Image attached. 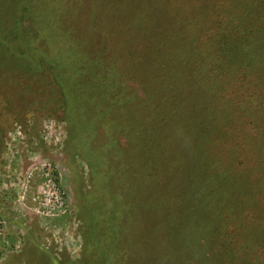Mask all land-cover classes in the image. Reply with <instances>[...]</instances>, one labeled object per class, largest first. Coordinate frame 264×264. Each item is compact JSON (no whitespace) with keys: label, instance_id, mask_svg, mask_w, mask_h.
Returning <instances> with one entry per match:
<instances>
[{"label":"rangeland","instance_id":"rangeland-1","mask_svg":"<svg viewBox=\"0 0 264 264\" xmlns=\"http://www.w3.org/2000/svg\"><path fill=\"white\" fill-rule=\"evenodd\" d=\"M263 3L0 0V264H264Z\"/></svg>","mask_w":264,"mask_h":264},{"label":"trees","instance_id":"trees-1","mask_svg":"<svg viewBox=\"0 0 264 264\" xmlns=\"http://www.w3.org/2000/svg\"><path fill=\"white\" fill-rule=\"evenodd\" d=\"M264 4V3H263ZM231 7V6H230ZM228 18L226 17H219V20L221 25L223 26L222 29L220 31H222L219 36H218V40H219V49H221L220 47L224 45V41H227V49H229V47L233 46V44H235V40L234 38L232 37V31H231V34H227L225 33L223 30H225V28L228 27L229 25V22L227 21ZM228 24V25H227ZM207 27L209 28V26L207 25ZM226 49V50H227ZM198 74V73H197ZM245 227V226H244ZM242 230H244L242 228ZM254 230V228L251 229V231ZM251 231L248 233V236H250L251 234ZM242 234H241V239H242ZM228 238V239H226ZM250 238V237H249ZM225 243L226 242H229L230 243V254H232V257L230 258L231 259V262L228 261L227 264H241L242 263V257H244L245 254H247V244H245V239L242 241L238 238V241L236 242V240H234V237H229L227 233H225Z\"/></svg>","mask_w":264,"mask_h":264}]
</instances>
